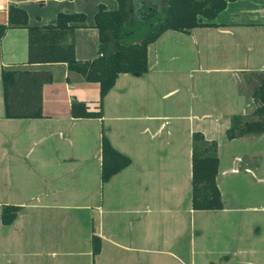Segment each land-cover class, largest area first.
<instances>
[{
    "label": "crops",
    "instance_id": "crops-1",
    "mask_svg": "<svg viewBox=\"0 0 264 264\" xmlns=\"http://www.w3.org/2000/svg\"><path fill=\"white\" fill-rule=\"evenodd\" d=\"M147 1L132 0V24ZM11 4L26 11L30 26L52 24L59 12L84 13L74 29L79 60L99 54L98 6H118L117 0H0V23L8 25ZM154 4L164 15L166 0ZM213 22L189 33L164 31L148 45L146 72L119 74L103 99L102 118L70 112L74 99L99 108L98 82L83 81L66 63L28 64L27 28H6L0 264H242L238 248L231 254L219 245L230 231L238 239L245 210L258 208L241 202L249 199L252 180L264 177V132L228 139L226 129L232 115H249L255 106L251 92L264 74V0L229 1ZM132 28L126 38L138 35V26ZM8 65L50 70L52 80L41 86V117H5L1 68ZM102 124L113 146L132 158L105 183ZM194 132L217 143L220 210L191 207ZM5 205L19 207L8 224ZM94 235L101 248L95 255Z\"/></svg>",
    "mask_w": 264,
    "mask_h": 264
},
{
    "label": "trees",
    "instance_id": "trees-1",
    "mask_svg": "<svg viewBox=\"0 0 264 264\" xmlns=\"http://www.w3.org/2000/svg\"><path fill=\"white\" fill-rule=\"evenodd\" d=\"M145 0H140L144 2ZM149 0L136 12L141 22L132 24V0H117L115 9L100 4L95 12L94 26L99 31V54L89 60H79L74 50V29L86 20L84 13H57L55 22L30 26L26 11L18 5L8 7V25L0 23V37L7 27L25 26L28 33V64L66 63L69 71L77 73L83 81H95L100 85L99 108L89 110L82 101L72 100L71 116L75 118H102L103 99L120 73L143 74L148 66V45L157 40L166 30L189 33L202 26H215V16L232 0H166L165 14L161 6ZM139 2H137L138 4ZM143 23V24H141ZM138 24V25H137ZM146 27L141 29L140 27ZM138 26V41L126 42L125 38ZM4 90L5 117L37 118L43 114L42 84L50 82L52 75L44 67L28 68L26 65L1 68ZM255 106L249 115L236 114L230 118L226 129L228 139L264 132V74L258 73L251 92ZM192 183L191 207L196 210H220L223 207L221 190L217 186L219 157L217 143L208 141L202 132L192 134ZM101 170L103 183L128 167L132 158L116 149L107 136V128H101ZM19 207L5 205L2 221L11 223ZM93 254L100 251V239L92 238Z\"/></svg>",
    "mask_w": 264,
    "mask_h": 264
},
{
    "label": "rangeland",
    "instance_id": "rangeland-1",
    "mask_svg": "<svg viewBox=\"0 0 264 264\" xmlns=\"http://www.w3.org/2000/svg\"><path fill=\"white\" fill-rule=\"evenodd\" d=\"M139 21L141 22L142 20L139 19ZM145 27L143 25L140 28L143 29ZM140 37V35L133 36L132 38H126L125 41H138ZM259 177L260 175L258 174L248 186L249 199L241 202L243 206L249 203V206L257 205L258 208L251 209L250 212L247 209L245 210L244 213L247 217L243 220L244 227L238 239L230 231L228 236L224 237L222 242L220 241L221 244L219 245V247L229 253L231 252V254L233 250L238 248L235 253L239 252V260L241 259V261L244 260L243 262H245H241L242 264H264V208H262L264 206V177L263 179H259ZM204 245L206 246V244Z\"/></svg>",
    "mask_w": 264,
    "mask_h": 264
}]
</instances>
